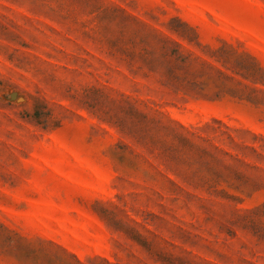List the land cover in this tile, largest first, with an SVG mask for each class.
Listing matches in <instances>:
<instances>
[{"label":"rangeland","instance_id":"obj_1","mask_svg":"<svg viewBox=\"0 0 264 264\" xmlns=\"http://www.w3.org/2000/svg\"><path fill=\"white\" fill-rule=\"evenodd\" d=\"M0 264H264V0H0Z\"/></svg>","mask_w":264,"mask_h":264}]
</instances>
